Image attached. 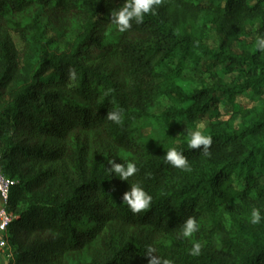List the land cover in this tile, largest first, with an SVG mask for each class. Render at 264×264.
Returning <instances> with one entry per match:
<instances>
[{
	"label": "trees",
	"instance_id": "obj_1",
	"mask_svg": "<svg viewBox=\"0 0 264 264\" xmlns=\"http://www.w3.org/2000/svg\"><path fill=\"white\" fill-rule=\"evenodd\" d=\"M216 1L161 0L121 33L111 14L126 0H0V155L15 182L8 264H148L149 247L158 264H264V221L250 223L253 207L264 213V106L246 126H214L207 156L188 147V135L149 152L134 135L165 99L179 105L163 118L192 125L223 96L264 97L263 52L234 51L250 27L264 36V0ZM31 8L46 18L28 15ZM209 24L215 47L206 43ZM12 31L40 45L37 60L17 49ZM60 39L67 48L54 50ZM188 57L204 60L191 68L202 85L186 84ZM215 68L234 79L205 76ZM116 108L120 124L106 118ZM172 147L190 172L166 162ZM109 159L131 160L137 172L128 181L112 176ZM130 184L152 195L151 207L132 212L123 202ZM189 216L199 231L178 237ZM195 241L198 256L190 255Z\"/></svg>",
	"mask_w": 264,
	"mask_h": 264
},
{
	"label": "rangeland",
	"instance_id": "obj_2",
	"mask_svg": "<svg viewBox=\"0 0 264 264\" xmlns=\"http://www.w3.org/2000/svg\"><path fill=\"white\" fill-rule=\"evenodd\" d=\"M203 1L207 2L209 0ZM257 1L258 0H250L251 3H255ZM216 2L218 4H224L225 2L226 4V0H223L222 2L221 0H217ZM28 15H32L39 21H41L42 18L45 17L44 11H40V15L38 16L34 8L29 9ZM9 17L10 21L18 19V16L12 17V15H10ZM29 22V19L27 21L26 16L23 15L21 22L22 25H28ZM255 28L257 27H250L249 30L240 37V40L236 42L234 51L239 53L251 54L256 52L257 37L255 35ZM204 29L206 43L211 47H215L217 44H219L220 38L214 32V29L210 26V24L205 26ZM11 34L18 50L32 57L34 60H37L40 57V45L35 44L31 39L25 40L21 36V34L16 31H12ZM50 36L51 35H47V37ZM67 43L68 42L66 39H60L58 41H55L51 46L54 50L62 51L67 48ZM91 51V57L96 56L99 52L94 47H92ZM180 57L181 56H178L173 62V67L179 64ZM262 59L264 60V52L262 53ZM186 60V62H188V60L191 59L188 57ZM203 62L204 60L201 57H198L194 60L192 59L191 63H188L189 68L187 67L184 70V79L186 81V84H188L190 87H196L202 85L203 82H206L205 78L201 79L199 76H196L191 70L192 66L196 64L201 65L203 64ZM204 73L207 77L209 76V74H217L220 78L226 81H232L234 79L230 78V76L224 74L221 69L217 68ZM170 104H172L171 106L179 105V103L176 101L165 99L160 102L159 106L156 109L152 111V115L150 117L135 125L134 135L137 138V142L141 146L142 150L149 152L150 150L160 147L166 148L173 144L177 145L184 136L188 135L189 130H195L197 126H200L199 130L204 134H208L214 126L226 125L227 123L228 125L234 127L246 126L250 122V119L255 116L256 111L264 106V97L259 96L253 90L243 91L242 93L235 95L234 98H231L228 95L223 96L220 98L219 103L211 113L204 117H201L200 119H197L192 123V125L181 119L166 120L165 118H163L162 112L164 108L171 107L169 106ZM237 108H239L241 112H238ZM13 197V192H11V198L13 199ZM5 257H10V259H8L9 262L13 258V254H11V252L6 249L0 250V259Z\"/></svg>",
	"mask_w": 264,
	"mask_h": 264
},
{
	"label": "clouds",
	"instance_id": "obj_3",
	"mask_svg": "<svg viewBox=\"0 0 264 264\" xmlns=\"http://www.w3.org/2000/svg\"><path fill=\"white\" fill-rule=\"evenodd\" d=\"M161 0H126L124 5L116 10L112 11V21L119 32L123 33L132 26V21L136 23H142L145 15L153 12L154 7L158 6ZM256 48L260 52H264V36L257 37ZM70 76L75 77L74 70L70 69ZM106 118L116 124L122 123V110L113 109L109 110ZM200 126H197L195 130L188 131V147L190 149H201L203 146V154L210 155L208 148L212 143L210 136L202 133L199 130ZM166 162L169 163L174 168H179L183 171L190 172L191 166L187 160V157L183 154L182 150H178L175 147L169 148L166 151ZM108 163L111 167H107L109 173L121 180L128 181L129 177L133 176L137 172L136 164L131 161H123L122 163H117L115 159H109ZM130 190L124 193L123 202H126L128 207L133 213L141 212L149 207H151L152 195L148 193L139 184H130ZM264 221V213H262L261 208L253 207L250 215V223L254 225L260 224ZM200 224L195 217L189 216L184 220L178 237L184 239H191L199 231ZM201 243L195 241L192 244L190 250V255L198 256L201 253ZM154 250L149 247L146 250L145 255L149 257L148 264H158L157 258L153 255ZM8 259L10 257H5L0 259V264H8ZM164 264H170L169 261H164Z\"/></svg>",
	"mask_w": 264,
	"mask_h": 264
},
{
	"label": "built area",
	"instance_id": "obj_4",
	"mask_svg": "<svg viewBox=\"0 0 264 264\" xmlns=\"http://www.w3.org/2000/svg\"><path fill=\"white\" fill-rule=\"evenodd\" d=\"M15 182L9 179L3 172L0 155V250H12L7 239L9 225L16 219L13 211L9 210L11 188Z\"/></svg>",
	"mask_w": 264,
	"mask_h": 264
}]
</instances>
